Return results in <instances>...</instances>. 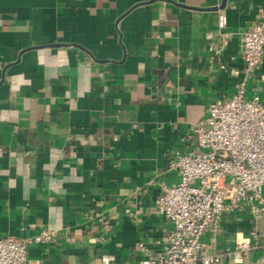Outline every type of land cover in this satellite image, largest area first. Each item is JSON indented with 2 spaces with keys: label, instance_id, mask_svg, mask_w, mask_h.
Returning a JSON list of instances; mask_svg holds the SVG:
<instances>
[{
  "label": "crops",
  "instance_id": "obj_1",
  "mask_svg": "<svg viewBox=\"0 0 264 264\" xmlns=\"http://www.w3.org/2000/svg\"><path fill=\"white\" fill-rule=\"evenodd\" d=\"M262 20L264 0H0V237L52 232L27 249L40 264H138L139 241L159 251L171 160L235 91L240 33ZM245 91L264 99V51ZM252 229L264 215L227 211L200 242L229 250Z\"/></svg>",
  "mask_w": 264,
  "mask_h": 264
},
{
  "label": "built area",
  "instance_id": "obj_2",
  "mask_svg": "<svg viewBox=\"0 0 264 264\" xmlns=\"http://www.w3.org/2000/svg\"><path fill=\"white\" fill-rule=\"evenodd\" d=\"M240 45L243 77L230 96L210 103L205 119L192 127L193 147L171 160L178 179L154 199L155 213L171 228L159 251L141 241L134 244L142 254L138 264H218L225 256L249 264L248 253L264 249V231L257 229L229 250L210 251L200 242L205 231H218L227 211L264 215V99L245 98L246 80L262 61L264 20L240 33ZM99 222L107 231L108 219L99 216ZM51 241L50 231L2 236L0 264H40L27 259V249ZM112 261L111 255L100 257V264ZM255 264H264V254Z\"/></svg>",
  "mask_w": 264,
  "mask_h": 264
},
{
  "label": "rangeland",
  "instance_id": "obj_3",
  "mask_svg": "<svg viewBox=\"0 0 264 264\" xmlns=\"http://www.w3.org/2000/svg\"><path fill=\"white\" fill-rule=\"evenodd\" d=\"M264 190V189H263ZM264 192V191H263Z\"/></svg>",
  "mask_w": 264,
  "mask_h": 264
}]
</instances>
